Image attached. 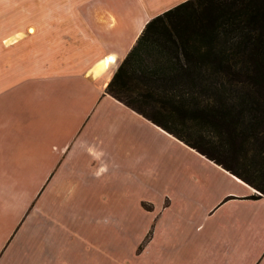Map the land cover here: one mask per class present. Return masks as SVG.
I'll return each mask as SVG.
<instances>
[{"label":"crops","instance_id":"0c3cea01","mask_svg":"<svg viewBox=\"0 0 264 264\" xmlns=\"http://www.w3.org/2000/svg\"><path fill=\"white\" fill-rule=\"evenodd\" d=\"M182 1L80 0L1 42L0 264H264V194L108 91Z\"/></svg>","mask_w":264,"mask_h":264},{"label":"trees","instance_id":"16d2710c","mask_svg":"<svg viewBox=\"0 0 264 264\" xmlns=\"http://www.w3.org/2000/svg\"><path fill=\"white\" fill-rule=\"evenodd\" d=\"M108 91L264 194L231 163L264 162V0H184L156 14Z\"/></svg>","mask_w":264,"mask_h":264},{"label":"rangeland","instance_id":"374dc122","mask_svg":"<svg viewBox=\"0 0 264 264\" xmlns=\"http://www.w3.org/2000/svg\"><path fill=\"white\" fill-rule=\"evenodd\" d=\"M79 4L80 0H0V47L2 41L11 42L25 32L33 31L35 25H46L49 21L53 23V20L57 24H64V17H48V11L78 9ZM5 68L4 66L3 72ZM148 109L150 112L155 110L150 107ZM251 162L252 164L249 161L245 162L242 157L235 155L231 158L234 166L264 186V162L261 169L256 167L254 161ZM254 187L256 193H262L258 187Z\"/></svg>","mask_w":264,"mask_h":264},{"label":"bare ground","instance_id":"6f19581e","mask_svg":"<svg viewBox=\"0 0 264 264\" xmlns=\"http://www.w3.org/2000/svg\"><path fill=\"white\" fill-rule=\"evenodd\" d=\"M115 59V57H112V58H110L109 60H114Z\"/></svg>","mask_w":264,"mask_h":264}]
</instances>
